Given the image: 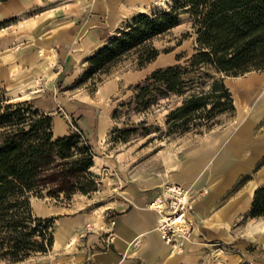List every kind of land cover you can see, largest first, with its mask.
Wrapping results in <instances>:
<instances>
[{
    "label": "crops",
    "instance_id": "1",
    "mask_svg": "<svg viewBox=\"0 0 264 264\" xmlns=\"http://www.w3.org/2000/svg\"><path fill=\"white\" fill-rule=\"evenodd\" d=\"M156 1L0 0V22L14 18L0 28V86L50 113L54 137L72 131L66 115L80 124L96 153L91 171L116 173L99 177L101 191L109 194L97 207L80 193L73 197L85 201L76 207L54 204L37 212L33 207L38 216L57 217L53 246L15 264H264V218L247 215L255 188L264 182V126L255 133L250 123L241 133L243 120L235 115L228 123L187 134L174 149L123 161L120 153L104 152L111 110L100 109L88 92L62 94L63 86L75 87L88 59L123 23L148 12ZM141 69L112 73L96 89L97 101L116 97ZM259 72L225 77L224 82L232 94V80L264 73ZM166 183L184 186L196 199L192 237L178 254L160 239L158 215L147 207ZM108 230L113 239L105 243ZM216 241L225 245L224 252L213 250Z\"/></svg>",
    "mask_w": 264,
    "mask_h": 264
},
{
    "label": "trees",
    "instance_id": "2",
    "mask_svg": "<svg viewBox=\"0 0 264 264\" xmlns=\"http://www.w3.org/2000/svg\"><path fill=\"white\" fill-rule=\"evenodd\" d=\"M183 19L188 29L176 45L193 38L192 53L183 61V54L176 53L174 63L154 68L129 86L131 95L112 108L115 124L109 140L202 133L217 123L218 116L235 114L225 77L264 71V0H170L164 8L153 7L123 23L88 59L86 71L74 84L91 80L94 91L101 76L126 60L136 69L144 68L161 52L153 38ZM153 107L166 109L163 126L147 119ZM124 110L144 117L118 124ZM71 124L75 129L54 137L50 113L37 108L33 99L10 101L0 89V261L5 264L44 255L53 246L57 217L38 216L34 198L69 200L98 187L91 171L96 153L84 127L74 120ZM247 215L264 218V182L255 188Z\"/></svg>",
    "mask_w": 264,
    "mask_h": 264
},
{
    "label": "rangeland",
    "instance_id": "3",
    "mask_svg": "<svg viewBox=\"0 0 264 264\" xmlns=\"http://www.w3.org/2000/svg\"><path fill=\"white\" fill-rule=\"evenodd\" d=\"M169 1L170 0H158V3L154 4L153 7L164 8L166 6V3H168ZM2 26L3 24L0 22V28ZM187 29H188V21L186 19H183L180 24L171 28L167 33L153 38L152 40L153 45L161 51L158 58L153 62L147 64L138 73H133L134 76L131 77L130 80L131 82H128L126 86L121 87L116 97H111L110 99H106L105 102H102V100L97 101L98 97L95 95L98 94L97 93L95 94V91L101 85V83L105 79H107L108 76H110L112 73L116 72L117 74L123 70L128 71L130 69H133L134 66L131 60H126L121 64H119L118 66H116L115 68H113L109 75L101 76L103 80L96 84V89L94 91L92 90L93 87L91 84V80H87L85 82L76 84L75 87L77 88L73 87V89L68 90L67 89L69 88L68 85L63 86L62 90H65V92L62 94L66 97L72 94L80 95L84 92H88L92 100L100 104L101 106L100 109L103 110L104 107H106V109L108 108L109 111L110 110L112 111V108L117 104L118 101L125 100L131 95L132 91L129 89V86L134 84L135 81H139L140 79H142L146 74H148L154 68L174 63L176 53L183 54L184 57L181 61H183L186 57H188L192 53L193 38L185 39L180 43V45L178 46L176 45V43L180 39L181 33ZM1 41H2V36H0V44ZM172 48L174 49L169 52L163 51L165 49H172ZM2 51L3 50L1 49V45H0V56L3 54ZM1 60L2 59L0 57V63H2ZM256 72L260 73L259 71ZM229 86L231 87L232 96L234 98V105L236 109L235 114L233 116H230L228 114H222L218 116L217 123L212 125L211 128H215L219 125L232 121L236 115L237 117H239L240 119L242 118L243 120L241 124L242 128L240 130L241 133L247 131V127H249L250 123L254 124L253 129H255L254 130L255 133H258L259 130H262L264 126V73L251 74L245 78L232 80L229 83ZM248 86L249 88L246 89V87ZM0 89L3 90V96L5 98L10 99V101L21 100L14 98L12 91L6 90L1 86ZM117 97H120V99L115 100ZM160 102L161 104H165L167 100H161ZM111 111H110V115H111ZM125 111L126 110H124V112L121 113L118 124H121V122L126 120L127 118L131 119L133 122H136L140 120L142 117H144V114L142 113H135L130 110L127 112ZM165 114H166V109H164L163 107H159V108L153 107L151 112L147 114V119L150 122H155L156 124L163 126ZM65 121L71 122L73 120L66 115ZM114 124L115 122L112 120L111 128L113 127ZM105 125H106V119H105ZM111 128L109 129V131L111 130ZM187 134H199V133H195L192 131L183 134H172V135H163L162 133L159 135L157 133H151L146 137H140V136L131 137L126 142L111 141L107 137L106 143H108V146H105L104 152L120 153L122 154L121 157L123 161L132 160L134 157H137V160L140 159L143 160L154 156V154L157 152L158 149H164V148L174 149L178 147L179 144L182 142V140L188 136ZM141 149L144 150L141 151ZM111 174L116 175L115 170L113 169L108 171L104 170V172H100V174H95L98 177L99 184L95 191L88 194L89 201L92 202L91 206H96V207L99 206V204H101V202L106 200V198L108 197L109 194L108 191L106 192L101 191L99 177L101 175L107 177V175L111 176ZM83 201H85V199L83 200V198L77 196L74 197L72 196V198L69 200H65V199L50 200V198H43V199L34 198L32 200V205L37 212L41 209H45L46 207H49L50 205H54V204L57 206L72 205L73 207H76L79 204L81 205Z\"/></svg>",
    "mask_w": 264,
    "mask_h": 264
},
{
    "label": "built area",
    "instance_id": "4",
    "mask_svg": "<svg viewBox=\"0 0 264 264\" xmlns=\"http://www.w3.org/2000/svg\"><path fill=\"white\" fill-rule=\"evenodd\" d=\"M157 3L158 0L155 4ZM69 123L75 129L70 121ZM195 201L189 189L177 183H166L147 204L158 215L156 230L172 253H182L191 240ZM106 233L105 243L113 239L112 231L108 230ZM212 246L215 252L225 251V245L220 241L213 242Z\"/></svg>",
    "mask_w": 264,
    "mask_h": 264
},
{
    "label": "bare ground",
    "instance_id": "5",
    "mask_svg": "<svg viewBox=\"0 0 264 264\" xmlns=\"http://www.w3.org/2000/svg\"><path fill=\"white\" fill-rule=\"evenodd\" d=\"M103 89V88H102ZM102 92V91H101ZM102 95V94H101ZM101 126H102V128H101V132L103 131L102 129H103V127H104V125H105V117H104V113H102L101 114ZM55 126L57 127V122L55 123ZM253 195V194H252ZM250 207V206H249Z\"/></svg>",
    "mask_w": 264,
    "mask_h": 264
}]
</instances>
